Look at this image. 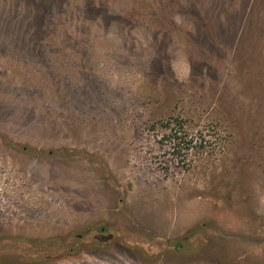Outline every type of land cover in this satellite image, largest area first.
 Wrapping results in <instances>:
<instances>
[{
    "label": "rangeland",
    "instance_id": "rangeland-1",
    "mask_svg": "<svg viewBox=\"0 0 264 264\" xmlns=\"http://www.w3.org/2000/svg\"><path fill=\"white\" fill-rule=\"evenodd\" d=\"M0 264H264V0H0Z\"/></svg>",
    "mask_w": 264,
    "mask_h": 264
}]
</instances>
